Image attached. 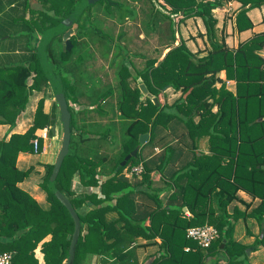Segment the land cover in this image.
Returning <instances> with one entry per match:
<instances>
[{"label": "trees", "instance_id": "1", "mask_svg": "<svg viewBox=\"0 0 264 264\" xmlns=\"http://www.w3.org/2000/svg\"><path fill=\"white\" fill-rule=\"evenodd\" d=\"M5 1L6 5L0 0V14L10 17V26L15 28L18 39L23 38L21 45L27 54H24V61L0 65V124L13 127L20 121L29 95L33 91L51 89L40 66L37 38L70 15L76 7L81 10L69 36L71 48L65 49L62 33L52 36L47 44L48 60L61 82L66 100L75 102L81 95L88 97L89 93H95L97 83L94 79L97 80V75L93 76L88 71L87 60L92 57L82 53L85 52L84 47L92 46L104 58L111 52L109 61L114 67L115 83L99 94L95 93L96 98L91 101L95 112L101 114L106 112V104L102 106L101 101L115 96L116 125L121 127L122 136L117 151L113 156L101 151L104 142L111 139L113 126L107 127L102 134L78 126L76 136L73 110L68 105L71 130L69 152L55 177L56 187L68 197L80 219L73 264H133L132 243L137 236H157L161 239L160 245L167 250L150 264H204L206 255L218 251L225 252L230 262L246 256L245 246L230 239L233 216L228 213L225 204L234 198L238 189L246 190L260 199L251 214L264 225V56L257 52L264 47V32L253 35L234 50L227 49L215 37L216 19L212 9L218 6L219 0ZM140 2L144 3L140 6L146 17L144 26L149 33H155L164 25L167 35L165 46L155 49L158 55L148 57L143 52L136 54L144 60L143 65L137 67L127 47L113 39L108 29L110 26L105 23L111 21L110 18L135 19L137 11L134 8ZM241 2L236 21L238 28H245L250 25L245 16L246 5L258 6L264 0ZM174 14L182 18L199 16L211 51L197 56L188 49L183 39L176 42L175 22L171 17ZM242 19L245 22L240 24ZM123 35L120 32L118 37ZM221 70L225 71V79L219 77ZM226 80L234 81L233 90L227 87ZM130 82H133V88ZM139 82L144 83L156 97L167 88L178 91L179 97L170 105L163 102L155 105L140 91ZM217 83L219 87H216ZM173 119L184 125L193 146L206 136L208 152L195 151L194 146L192 158L170 176L175 188L170 196L180 199L178 205L161 207L159 203L146 215L139 216L136 214L134 193H156L151 187V172H163L173 149L165 146L152 167L147 161L142 163L143 171L139 179L133 177L132 182L117 176L126 166L138 164L140 153L130 157L124 165L120 162L138 144L140 133H149L143 145L153 143L156 134L159 135ZM114 121L110 119L108 122ZM53 122L52 113L44 112L43 99L40 98L32 124L23 133L13 132L8 138L0 139V251L13 253L12 264H38L34 249L39 243L43 264H59L67 256L73 220L48 186L53 165L47 166L39 182L49 203L47 209L41 208L28 192L18 186V182L28 177L30 168L20 170L15 166L19 152L41 151L42 139L37 137L36 130ZM161 135L164 136V131ZM35 138L37 151H34L32 143ZM74 144L77 149L82 145V152L76 151ZM76 170L80 173L81 182L98 185L103 197L94 193L72 197L69 183ZM111 172L114 173L100 182L95 177L97 173ZM168 188H171V183L165 182L164 189ZM86 199H89L91 207L81 213L78 206ZM214 200L218 203L219 212L216 214ZM221 201L225 202L222 206ZM184 206L191 214L189 217L184 215ZM111 211L116 216L107 218V213ZM205 223L213 225L218 235L208 247L203 248L186 237L185 231L189 226ZM47 235L50 237L45 240ZM223 239L226 241L220 249ZM185 246L194 249L184 251Z\"/></svg>", "mask_w": 264, "mask_h": 264}, {"label": "crops", "instance_id": "2", "mask_svg": "<svg viewBox=\"0 0 264 264\" xmlns=\"http://www.w3.org/2000/svg\"><path fill=\"white\" fill-rule=\"evenodd\" d=\"M2 3L6 5V1L2 0ZM242 2L241 0H219L218 6L212 9L213 17L216 19L215 24V34L219 43L223 44L227 49L234 50L240 43L248 40L255 34L264 32V2H261L258 6H250V3L246 5L248 9L246 10L245 16L250 22V25L245 28H238L236 16L239 10H241ZM175 22V34L176 42L183 39L188 49L196 54L197 56H203L212 47L206 39L205 26L202 19L197 15H191L182 18L181 15L174 14L173 16ZM245 20H240V24L244 23ZM11 19L9 16L0 14V37L9 29L11 25ZM10 23V24H9ZM18 35H14L13 39L17 40L18 45L7 48L0 44V65L15 63L16 61H24V54L27 52L23 51L24 40L17 38ZM174 44H172L173 46ZM264 48V47H263ZM165 49L164 51H166ZM264 50V49H261ZM219 77L225 79V71L221 70L219 72ZM142 82L138 83L139 84ZM113 85V84H112ZM219 83L216 87H219ZM226 85L229 89L233 90L234 81L226 80ZM111 86V85H110ZM132 88V87H131ZM179 97V92L167 88L161 93H159L157 100L159 102L172 104ZM43 99V110L45 113L51 114L54 117L53 124H49L42 129H37V137L42 139L41 151L39 153L30 152H19L16 156L15 166L20 170H25L30 168V172L27 178L18 182V186L28 192V194L38 203V205L47 209L49 203L47 202L46 193L39 185L42 181L44 174L46 173L47 166L53 165L59 148L61 146L62 138V124L59 121V110L57 102L54 99V95L51 89L46 88L44 91H33L29 97L19 122H17L13 127L8 124H0V139L5 137L8 138L10 133H23L33 121V114L37 101ZM78 99L74 101L67 100L69 105L72 107L74 113H76L77 122L74 123V134L77 136L78 126H83L87 128L90 123L100 125L101 122L105 123L111 119L118 121V117L115 114V96H108L101 101V105L105 106V111L103 113L95 112L94 104L90 101L87 96H79ZM142 98V97H140ZM112 106V107H111ZM216 107L213 108L215 110ZM82 110H86L87 114L81 116L79 113ZM112 112L111 115H108ZM114 117V118H113ZM164 131V136L161 135ZM159 135L156 134L154 140L155 142L146 145H140L138 151L140 153V162L138 164L148 162L149 166H153L156 162L155 160L162 152L165 146H171L173 153L170 161L164 168L163 172L153 170L151 172L152 190L156 193H144L138 191L134 193L133 198L137 204V215L144 216L151 209H154L159 203L161 207L164 205H178L180 199L171 198V193L173 192L174 185L169 179L175 169L184 165L188 160L192 158L193 147L195 151L208 152V142L207 137L200 138L196 144L190 141V138L186 135L184 130V125H182L177 119H173L168 122L166 128ZM86 133V132H84ZM148 133V132H147ZM149 135V133H148ZM85 136V134H84ZM163 136V137H161ZM149 138V136H148ZM163 143H166L163 145ZM76 151L82 152L79 146L74 144ZM136 164V165H138ZM135 166V165H132ZM126 166L122 172L118 174V178H126L131 182L134 179H139L140 175L135 178H129L125 176V171L128 169ZM114 172L108 174L97 173L95 177L98 182L104 180L105 178L111 176ZM165 182L171 183V188L164 189ZM69 189L72 193V197L80 198L83 194L90 195L96 194L98 197H103L100 192L98 185H84L80 180V173L76 170L70 178ZM146 190V188H143ZM158 192V193H157ZM157 199L158 201H155ZM89 199L78 206V211L85 212L91 206ZM259 198L253 196L249 192L243 189H238L234 195V198L228 203H220L226 205L228 213L232 214V230L230 232V239L239 243L244 247V253L246 256L239 257V260L230 262L229 257L223 251H218L214 254H208L204 258V264H264V242H262L264 237V225L259 223L251 214L253 208H255L259 202ZM113 201V200H112ZM218 204L216 200L213 201V206L216 207L215 214L218 213ZM184 215L189 217L191 214L188 209L184 206L182 208ZM113 211L107 213V218L115 217ZM147 224V222L145 223ZM50 235H47L44 239H49ZM226 239L220 243L219 248L221 249L224 245ZM161 239L157 236L153 238H146L143 236H137L132 243L134 246L131 259L133 264H143L147 259L151 258L152 263L154 259L159 258L161 255L165 254L167 250L160 245ZM189 247L191 251L194 249L190 246H185L184 251ZM34 257L38 260V264H43V257L40 251V243L34 249Z\"/></svg>", "mask_w": 264, "mask_h": 264}, {"label": "rangeland", "instance_id": "3", "mask_svg": "<svg viewBox=\"0 0 264 264\" xmlns=\"http://www.w3.org/2000/svg\"><path fill=\"white\" fill-rule=\"evenodd\" d=\"M144 3L140 2L135 11H137V17L135 19H132L130 17L126 19H111V21H107L105 25L110 26L109 31L113 36L114 40L119 41L121 45H125L127 47V51L130 54L132 61L134 65L137 67L143 65L144 60L141 59V57L136 56L137 53H145L148 57H152L154 55H158L159 52L155 51V49H159L164 47L166 44L165 36L167 35V32L165 30V26L162 25L160 29H157L155 33H149V31L144 26V20H146L145 15H143V12L141 10V6H143ZM141 5V6H140ZM144 10V9H143ZM103 13V12H102ZM101 13V14H102ZM103 15V14H102ZM104 16V15H103ZM173 16V15H172ZM108 20V19H107ZM74 27V26H73ZM9 29L2 35V38H0V44L7 48H11L18 45L17 40L13 39L16 30L14 27L9 26ZM120 32H123L124 35L122 37H118V34ZM206 35V34H205ZM215 37L217 38L216 34ZM39 39V38H37ZM207 39V36H206ZM165 41V42H164ZM208 41V40H207ZM37 43V41H35ZM264 49V48H263ZM85 52L84 53L88 57H92L88 61V71L93 75H97V80L95 87V93L99 94L102 90H105L107 87L115 83V73H114V67L110 64L109 57L111 55V52H109L104 58L101 57L102 54L96 51L92 46L84 47ZM86 51L88 53H86ZM130 87L133 88V82L129 83ZM78 89V88H77ZM79 90V89H78ZM135 90V88H134ZM92 92V91H91ZM95 93H89L88 99L91 101V99L96 98ZM78 99V98H76ZM86 110H82L79 114L83 116L84 114H87L85 112ZM112 112H109L108 115H111ZM76 113L72 112L73 116V122H77ZM111 119V118H110ZM176 120V119H175ZM179 121V120H177ZM180 122V121H179ZM181 123V122H180ZM98 124V123H97ZM90 123L87 125V128L90 130H94V132H99L100 134L106 132L107 127L113 126L110 130L111 132V139L104 142L103 149L101 151H104L107 156H113L114 153L117 151V148L120 143L121 134L120 130L121 127L119 125H116V121L114 122H101V125H97ZM110 124V125H109ZM91 142V141H90ZM148 145V144H147ZM147 145L145 147H147ZM98 150V149H97ZM106 156V157H107ZM130 167H128L129 169ZM116 214V213H115ZM237 264V263H236Z\"/></svg>", "mask_w": 264, "mask_h": 264}, {"label": "water", "instance_id": "4", "mask_svg": "<svg viewBox=\"0 0 264 264\" xmlns=\"http://www.w3.org/2000/svg\"><path fill=\"white\" fill-rule=\"evenodd\" d=\"M87 1L89 3H92L95 0H87ZM80 10H81L80 7H76L75 10L70 15L61 19L56 25L48 28L46 32L39 38L38 47H37L40 66L42 68V71L44 72V75L47 78L48 84L54 95V99L57 102L58 110H59V121L62 124L61 146L55 158L47 182L54 196L60 201L62 205L66 207L73 220V230L70 236L67 256L66 259L59 264H73L75 245L78 240V236L80 234V219L77 211L72 206L71 201L68 199L67 196H65V194H63L60 190H58V188L55 185V177L59 171L62 160L69 152V143H70V135H71L70 111L68 109L69 103L65 98L61 82L53 71L52 63H50L48 60L47 44L52 36L58 33H62V40L64 42L65 49L69 50L71 48V42L69 40V36L73 32L74 21ZM257 52L260 55L264 56V50H258ZM138 87L144 95L151 98L152 102L155 105L159 104L157 97L147 90L144 83H140ZM148 136L149 135L147 132L140 133L138 135V144L130 151V153L124 156L123 160L120 162V165H124L130 157L136 156L139 146L144 144L148 140ZM150 261L151 258L147 259L143 264H149Z\"/></svg>", "mask_w": 264, "mask_h": 264}, {"label": "built area", "instance_id": "5", "mask_svg": "<svg viewBox=\"0 0 264 264\" xmlns=\"http://www.w3.org/2000/svg\"><path fill=\"white\" fill-rule=\"evenodd\" d=\"M203 1H214V0H203ZM34 151L38 150V142L37 139L32 140ZM143 171L142 164H138L135 166H131L129 169H126L125 176L126 177H135L139 176ZM186 237L194 240L196 244L200 247L206 248L210 245L211 241L217 237L218 231L217 229L210 224L189 226L186 228ZM189 249V247H186ZM12 256L13 253L11 251H0V264H12Z\"/></svg>", "mask_w": 264, "mask_h": 264}]
</instances>
